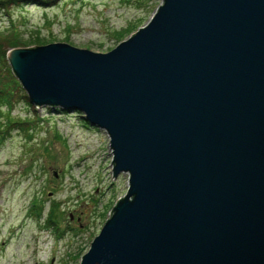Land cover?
Listing matches in <instances>:
<instances>
[{
  "label": "water",
  "instance_id": "water-1",
  "mask_svg": "<svg viewBox=\"0 0 264 264\" xmlns=\"http://www.w3.org/2000/svg\"><path fill=\"white\" fill-rule=\"evenodd\" d=\"M7 56L33 105L80 112L129 173L80 264H264V0H163L107 52Z\"/></svg>",
  "mask_w": 264,
  "mask_h": 264
},
{
  "label": "rangeland",
  "instance_id": "rangeland-1",
  "mask_svg": "<svg viewBox=\"0 0 264 264\" xmlns=\"http://www.w3.org/2000/svg\"><path fill=\"white\" fill-rule=\"evenodd\" d=\"M162 3L0 0V92L13 93L9 101L0 97V264H80L129 184V173L114 174L105 130L80 112L29 101L9 50L66 42L107 52ZM33 201L43 206L41 216Z\"/></svg>",
  "mask_w": 264,
  "mask_h": 264
},
{
  "label": "trees",
  "instance_id": "trees-1",
  "mask_svg": "<svg viewBox=\"0 0 264 264\" xmlns=\"http://www.w3.org/2000/svg\"><path fill=\"white\" fill-rule=\"evenodd\" d=\"M20 35H16L15 36V38H14V41H12V44H17V41H20V37H19ZM11 81H13L12 79H11ZM16 84H19L18 82H16ZM0 97L1 98H4V99H6L7 101H9V99L11 100L12 98H13V93L12 92H10L9 94H6V93H3V91L2 92H0ZM64 110V109H63ZM65 111H67V110H65ZM38 202H36V201H33V209H35V210H38V211H36L37 212V215L38 216H41L42 215V210H43V206L42 205H40V204H37ZM38 205H40L38 208L39 209H36V207L35 206H38ZM51 214H52V212H51ZM50 219V218H49ZM48 219V221H49V223H52V222H50V220Z\"/></svg>",
  "mask_w": 264,
  "mask_h": 264
}]
</instances>
